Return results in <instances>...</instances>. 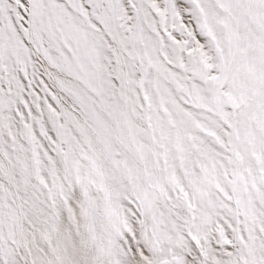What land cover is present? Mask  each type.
I'll use <instances>...</instances> for the list:
<instances>
[{
  "label": "snow or ice",
  "instance_id": "snow-or-ice-1",
  "mask_svg": "<svg viewBox=\"0 0 264 264\" xmlns=\"http://www.w3.org/2000/svg\"><path fill=\"white\" fill-rule=\"evenodd\" d=\"M0 264H264V0H0Z\"/></svg>",
  "mask_w": 264,
  "mask_h": 264
}]
</instances>
